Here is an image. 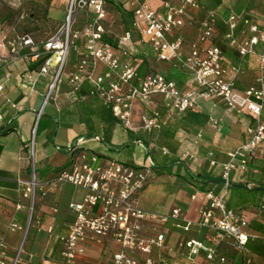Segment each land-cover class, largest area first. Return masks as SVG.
Wrapping results in <instances>:
<instances>
[{
    "label": "crops",
    "instance_id": "crops-1",
    "mask_svg": "<svg viewBox=\"0 0 264 264\" xmlns=\"http://www.w3.org/2000/svg\"><path fill=\"white\" fill-rule=\"evenodd\" d=\"M43 1L37 0L38 3ZM143 2L161 9L164 0ZM66 3L67 0H51L48 17L63 21ZM198 3V9L186 10L183 26L175 28L167 39L182 38L188 49L201 28L205 13L214 11L213 36L199 46H216L222 52L224 67L240 68L235 81L237 88L254 84L262 45H255L253 53L240 56L226 37L230 32L228 18L231 14L249 17L264 29V0H198ZM105 9V42L117 45L118 39L130 30V41L124 46L127 53L118 52L119 60L136 67L139 75L147 72L164 75L175 82L182 95L194 93L193 104L180 113L168 107L161 95L154 94L145 103H134L130 121L135 130L131 131L104 106L101 98L88 94L92 88L90 82L85 80L79 91L72 90L66 78L75 71L74 65L80 58L73 49L68 55L62 81L54 91L55 98L45 102L53 73L37 76L44 62L35 63L43 55L39 53L38 45L50 36L37 42L33 40L35 47L24 49L20 56L13 57L7 43L19 35L16 27L11 28L10 36L0 32V130L10 129L8 134L0 136V242L4 246L0 264H13L24 236L16 264H64L61 237L67 235L73 220L68 205L81 201L84 195L83 189L67 183L47 190L43 196L37 192L34 215L29 222L30 200L20 197L17 180L30 178L31 166L25 148L31 139L40 182L52 180L68 168L81 149L86 151L87 160L93 153L98 156L94 164L109 158L135 167H150L153 176L139 195L140 207L159 217L168 216L173 209L179 208L183 219L192 225L184 232L171 218L164 222L147 219L142 235L150 238L163 234V246H153L150 253H138L136 258L139 261L146 258L162 260V264H202L204 261V253L189 261L185 257L186 250H179L178 244L181 240L194 239L210 245L213 230L198 224L200 211L207 205L204 194L207 191L222 192V166L227 161V154L248 140L246 130L255 124V120L247 112L229 110L221 98L199 96L200 88L191 82L185 71L157 60L150 46L141 43L139 36L129 28L132 14L128 12L127 4L107 3ZM84 17L85 12H80L74 29L80 27ZM116 24H120V30L115 33L111 27ZM233 34L240 43L252 36L241 21ZM20 35L34 38L29 33ZM74 44L82 48L84 39H78ZM90 70L89 62L86 71ZM106 72L107 68L96 64L95 74ZM35 77L36 81L33 80ZM132 84L137 86L138 82L133 80ZM80 95L85 99H80ZM153 112L158 114L160 128L144 131L141 118ZM79 142L77 150H72ZM246 159V170L235 169L230 174L225 202L230 209L249 219L247 233L250 238L242 252L224 246L219 248L224 261L218 264H264V217L258 215L264 200V147L251 151ZM17 203L23 206L19 210ZM216 216L214 213L213 218ZM12 224L19 229L11 231ZM81 246L84 252L76 264H112L113 254L119 247L110 238L100 242L85 241Z\"/></svg>",
    "mask_w": 264,
    "mask_h": 264
},
{
    "label": "built area",
    "instance_id": "built-area-1",
    "mask_svg": "<svg viewBox=\"0 0 264 264\" xmlns=\"http://www.w3.org/2000/svg\"><path fill=\"white\" fill-rule=\"evenodd\" d=\"M112 1L127 4L132 14L131 30L139 36L140 42L152 48L157 60L171 63L176 69L185 71L191 82L200 88L199 96L221 98L229 110L247 112L255 120V124L246 130L248 140L227 154V161L222 166V192L207 191L204 194L207 205L200 211L198 224L213 230L210 245L194 239L181 240L178 244L179 250H186L185 257L191 262L204 253L202 264L222 263L224 257L219 255V248L224 246L242 252L250 238L247 233L249 219L230 209L225 202V195L230 186L231 172L235 169L246 170L247 154L261 146L264 147V29H260L249 17L231 14L228 18L230 32L226 37L240 56L253 53L255 45H262L255 83L239 89L235 81L241 72L240 68L224 67L222 52L216 46H199V43L213 36L214 11L205 13L196 38L186 49L182 38L169 41L167 35L175 28L183 26L187 9L199 8L198 0H164L161 9H154L143 0ZM106 5L107 0H67L63 24L42 44V54L48 57L39 67L37 76L53 73L45 102L53 98L58 83L62 81L68 55L73 49L80 58L74 65L75 71L66 78L72 90L79 91L85 80L90 82L92 88L88 94L101 98L104 106L125 128L135 130L130 121L134 103H145L154 94L161 95L168 107L180 113L186 112L193 104L194 93L182 95L175 82L164 75L153 72L139 75L136 67L119 60L118 52L127 53L124 46L130 41L129 31L118 39L116 47L104 41ZM82 11L85 12V17L80 27L74 29ZM239 21L252 34L243 43L238 42L233 34ZM81 38L84 39L82 48L74 44ZM35 45L30 36L20 34L7 43L9 53L13 57L20 56L24 49L33 48ZM89 62L91 70L87 72ZM97 63L107 68L105 74H95ZM33 80L36 81V77ZM133 80L138 82L137 86L132 84ZM79 97L85 99L84 95ZM141 122V128L147 132L160 128L156 112L150 116H142ZM199 136L198 134L197 137ZM79 145L80 142L72 150L76 151ZM97 157L93 153L88 161L86 151L81 149L73 157L68 168L61 170L54 179L45 182L38 180L35 161L32 160L30 178L27 181L17 180L20 197L30 200L27 208L29 222L34 215L37 192L43 196L47 190L56 188L59 184H71L83 189L84 195L81 201L68 205L73 220L67 235L61 237L64 264H76L84 252L81 245L85 241L100 242L108 238L113 239L119 246L113 254L112 264H162V260L146 258L139 261L135 256L138 253H150L153 246H163V234L150 238L142 235L143 223L147 219H160L164 222L171 218L177 227L186 232L190 229L191 222L183 219L179 208L173 209L168 216L159 217L140 207L139 195L153 176L150 167H135L109 158L100 164H94L98 160ZM22 207V204H16L17 210ZM214 213H217L215 218ZM262 214L264 200L258 211V215L264 217ZM9 229L15 231L19 227L12 224ZM24 240L25 236L17 248L13 264L18 261ZM3 247L0 242L1 256H4Z\"/></svg>",
    "mask_w": 264,
    "mask_h": 264
},
{
    "label": "rangeland",
    "instance_id": "rangeland-1",
    "mask_svg": "<svg viewBox=\"0 0 264 264\" xmlns=\"http://www.w3.org/2000/svg\"><path fill=\"white\" fill-rule=\"evenodd\" d=\"M50 1L44 0L43 3H38L37 0H0V32L4 36H10L11 28L16 27V32L19 34L29 33L34 37L35 42L55 34L63 21L48 17ZM119 25L116 24L111 27L115 33L120 30ZM41 48L42 45H38V49L41 50ZM53 98H55L54 95ZM38 142L39 140H37V144ZM25 152L30 164L32 160H35L34 141L32 139L25 148Z\"/></svg>",
    "mask_w": 264,
    "mask_h": 264
},
{
    "label": "trees",
    "instance_id": "trees-1",
    "mask_svg": "<svg viewBox=\"0 0 264 264\" xmlns=\"http://www.w3.org/2000/svg\"><path fill=\"white\" fill-rule=\"evenodd\" d=\"M107 3H111V4H113V5H116L117 3H120V2H115V1H112V0H107ZM120 4H122L123 5V3H120ZM128 12H130V11H128ZM129 24V23H128ZM129 28H131V27H129ZM127 31H130V30H127ZM105 41V40H104ZM108 41V40H107ZM108 43H110L112 46H114V47H116V44H114V43H112V42H108ZM151 48V47H150ZM152 49V48H151ZM43 52V48H41V50H40V52L39 53H42ZM48 57V55H45V54H43L42 55V57H40V59L35 63L36 65H40V64H42L44 61H45V59ZM10 132V129H6V130H3V131H1L0 130V136H4V135H6V134H8Z\"/></svg>",
    "mask_w": 264,
    "mask_h": 264
}]
</instances>
